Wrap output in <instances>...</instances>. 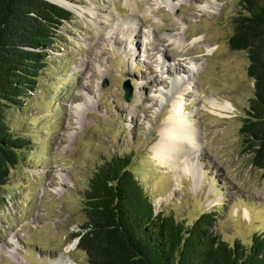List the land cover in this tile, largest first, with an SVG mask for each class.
I'll return each instance as SVG.
<instances>
[{
	"label": "rangeland",
	"instance_id": "1",
	"mask_svg": "<svg viewBox=\"0 0 264 264\" xmlns=\"http://www.w3.org/2000/svg\"><path fill=\"white\" fill-rule=\"evenodd\" d=\"M70 2L73 19L36 90L6 114L31 145L3 189L0 264H51L59 253L87 264L73 237L85 222L83 192L113 156L131 157L157 213L187 223L212 213V231L229 243L264 231V169L239 133L253 80L246 53L227 42L239 0ZM212 98L232 106L220 111ZM176 103L197 131L195 178L163 166L151 148Z\"/></svg>",
	"mask_w": 264,
	"mask_h": 264
},
{
	"label": "trees",
	"instance_id": "2",
	"mask_svg": "<svg viewBox=\"0 0 264 264\" xmlns=\"http://www.w3.org/2000/svg\"><path fill=\"white\" fill-rule=\"evenodd\" d=\"M239 6L227 42L246 53L253 80L239 133L252 164L264 169V0H239ZM73 14L48 0H0V204L11 170L31 145L10 129L6 114L36 90ZM131 161L129 155L107 159L83 192L85 222L73 237L87 264H264V231L229 243L212 231V213L202 212L191 223L157 213Z\"/></svg>",
	"mask_w": 264,
	"mask_h": 264
},
{
	"label": "bare ground",
	"instance_id": "3",
	"mask_svg": "<svg viewBox=\"0 0 264 264\" xmlns=\"http://www.w3.org/2000/svg\"><path fill=\"white\" fill-rule=\"evenodd\" d=\"M50 1L59 3L68 8L74 7V3L70 1H64V0H50ZM176 64H175V70L178 73L179 71L177 70V67L179 63L178 65ZM178 80L179 78L175 76L172 77L171 82L172 83L178 82ZM192 81L193 79L189 82V84L192 83ZM171 86H173V84ZM171 88L172 87H170L169 89ZM185 89L186 87L181 91H179L180 96L176 97L179 106H181V104L183 103L180 100L183 97V93H184L183 90ZM210 103L211 105L217 107L220 111H226L228 110V108H230V106H232V104L228 100H225V102L223 103L217 104L212 98L210 100ZM173 108H174L173 111L168 115L166 120L163 121L159 129V132L157 133L158 136L157 141L155 140L156 142L151 147L153 151V155L155 159H157L160 163L163 164V166L166 165V167L168 166L169 168H172L174 171H180L183 174H187L195 178L194 175H195L196 167L193 162V157L197 156V154H195L194 156H190V154H193V152L191 151V148L189 146H194V147L198 146L197 131L195 130V126L193 125V122L189 121L187 117L188 113L184 114L182 113L181 110L179 111L180 107H178L177 103L176 105H173ZM70 246L71 244L66 247V250H68ZM70 263L71 260L64 253H59L57 259L56 260L53 259L51 261V264H70Z\"/></svg>",
	"mask_w": 264,
	"mask_h": 264
},
{
	"label": "water",
	"instance_id": "4",
	"mask_svg": "<svg viewBox=\"0 0 264 264\" xmlns=\"http://www.w3.org/2000/svg\"><path fill=\"white\" fill-rule=\"evenodd\" d=\"M48 1H50V0H48ZM64 1H67V0H64ZM51 2H53V1H51ZM53 3H56V2H53ZM56 4H58V5H60V6L64 7V8H67V9L73 11V9L68 8V7H65V6H63V5L59 4V3H56ZM122 88H123V97H124V99H125V100H129V98H130V96H131V94H132L131 86H130L129 83L126 81V82L122 85ZM76 240L78 241V237L76 238Z\"/></svg>",
	"mask_w": 264,
	"mask_h": 264
}]
</instances>
